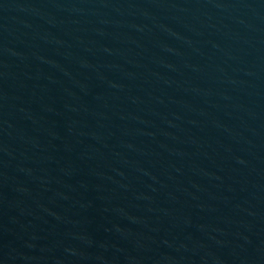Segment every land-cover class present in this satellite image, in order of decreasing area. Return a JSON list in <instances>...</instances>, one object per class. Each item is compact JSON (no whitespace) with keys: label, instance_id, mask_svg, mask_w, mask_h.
<instances>
[{"label":"water","instance_id":"95a60500","mask_svg":"<svg viewBox=\"0 0 264 264\" xmlns=\"http://www.w3.org/2000/svg\"><path fill=\"white\" fill-rule=\"evenodd\" d=\"M0 264H264V0H0Z\"/></svg>","mask_w":264,"mask_h":264}]
</instances>
